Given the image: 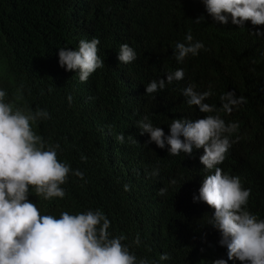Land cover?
Wrapping results in <instances>:
<instances>
[{
	"label": "trees",
	"instance_id": "1",
	"mask_svg": "<svg viewBox=\"0 0 264 264\" xmlns=\"http://www.w3.org/2000/svg\"><path fill=\"white\" fill-rule=\"evenodd\" d=\"M199 16L204 17L200 24L193 21ZM257 31L264 34V25L245 21L241 28L230 16L225 25L214 21L202 0H0L5 102L14 109L49 113L50 119L33 123V131L48 142L46 147L59 144L58 159L72 170L61 185L63 198L45 200L30 187L28 199L41 214L57 218L62 212L101 210L110 221V236H124L122 243L149 264H212L217 259L231 264L214 242L213 231L221 235L209 224L214 210L193 200L203 178L214 174L200 163L203 149L173 156L167 144L163 149L154 142L146 146L149 135L140 134L137 122L148 116L165 136L172 119L219 115L226 125L237 124L225 134L231 146L217 167L251 190L246 210L264 220V35L249 33ZM189 32L204 48L178 63L175 45L187 43ZM93 38L100 41L98 55L105 66L81 82L78 70L60 67L58 50H78L80 40ZM122 44L135 50L133 62L118 61ZM181 68L182 80L146 94L149 82L166 80V73ZM189 84L198 92L210 91L205 102L217 112L189 106L182 95ZM229 90L246 102L226 113L220 96ZM120 134L123 143L117 140ZM77 170L83 179L73 174ZM163 253L170 259L161 261Z\"/></svg>",
	"mask_w": 264,
	"mask_h": 264
},
{
	"label": "clouds",
	"instance_id": "2",
	"mask_svg": "<svg viewBox=\"0 0 264 264\" xmlns=\"http://www.w3.org/2000/svg\"><path fill=\"white\" fill-rule=\"evenodd\" d=\"M207 13L214 21L225 25L229 22L243 28L245 21L252 25H264V0H202ZM202 23L203 16L193 20ZM255 36L260 32H249ZM187 43H177L173 52L179 63L189 55H197L204 48L202 42H193L191 32L185 36ZM100 41L80 40L78 50L60 48L58 63L66 71H77L81 82L105 66L98 55ZM137 58L135 50L128 44L120 46L117 59L127 64ZM184 78V70L166 73L165 79H154L146 86V94H154L165 89L167 84ZM194 84L182 90L189 106H196L201 113L217 112L215 105L206 103L212 95L210 91L198 92ZM6 92L0 90V264H149L139 259L122 243L124 236L112 237L108 232L110 221L97 209L79 214L62 212L54 215L41 214L35 203L28 199L30 187L45 200L63 198L61 187L66 183L70 166L57 156L59 144L47 146L40 135L33 131L35 122L50 119L43 109L25 111L5 102ZM69 103L72 96L68 95ZM222 110L231 113L234 107L246 102L229 90L220 96ZM140 134L147 133V143H155L163 149L167 144L169 154L181 153L191 156L194 149H203L200 163L214 174L206 175L199 189V196L193 197L206 203L214 210L211 224L220 232L213 231L214 242L223 247L231 264H264V220L246 210L250 189L242 186L238 176L225 173L217 165L221 164L230 148L226 133L234 132L238 125L225 124L219 115H206L190 120L172 119L169 134L165 136L161 127H154L148 116L137 122ZM183 137V139H181ZM135 143L137 141L130 136ZM121 143L124 134L117 136ZM86 159L82 157V160ZM75 176L83 179V173L75 171ZM158 169L152 172L158 175ZM129 191V185H124ZM208 227L201 228L206 231ZM199 232V233H200ZM205 233L200 234L202 238ZM135 244H140L139 236ZM170 259L168 253L160 256L161 261ZM212 264H227L217 259Z\"/></svg>",
	"mask_w": 264,
	"mask_h": 264
},
{
	"label": "bare ground",
	"instance_id": "3",
	"mask_svg": "<svg viewBox=\"0 0 264 264\" xmlns=\"http://www.w3.org/2000/svg\"><path fill=\"white\" fill-rule=\"evenodd\" d=\"M217 60V59H216Z\"/></svg>",
	"mask_w": 264,
	"mask_h": 264
}]
</instances>
